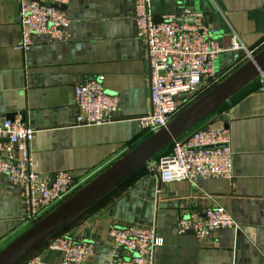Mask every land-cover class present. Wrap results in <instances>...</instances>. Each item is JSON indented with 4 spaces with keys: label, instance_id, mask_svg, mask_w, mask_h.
<instances>
[{
    "label": "crops",
    "instance_id": "1",
    "mask_svg": "<svg viewBox=\"0 0 264 264\" xmlns=\"http://www.w3.org/2000/svg\"><path fill=\"white\" fill-rule=\"evenodd\" d=\"M39 1L68 14L70 36L57 41L40 34L29 48H17L22 37L20 0H0V117H21L36 129L30 143L36 171L50 178L58 171H70L83 179L81 188L150 133L137 120L150 109V62L138 35L137 0ZM187 9L214 29L222 48L216 60L218 82L247 61L230 48L234 33L256 53L264 48V0H150V11L157 18ZM101 75L106 89L120 98L115 119L76 125L75 87ZM249 84L236 99L199 122L212 128L224 122L229 128L233 176L196 184L163 182L156 167L172 145L62 228L63 235L94 242V251L83 264L113 263L109 229L117 224L157 226L162 244L155 264H264V84L259 76ZM22 191L21 185L0 173V250L31 226ZM216 206H224L239 227L220 228L202 239L175 230L179 217L202 218ZM50 241L32 249L21 264L30 259L59 264L63 252L53 249Z\"/></svg>",
    "mask_w": 264,
    "mask_h": 264
},
{
    "label": "built area",
    "instance_id": "2",
    "mask_svg": "<svg viewBox=\"0 0 264 264\" xmlns=\"http://www.w3.org/2000/svg\"><path fill=\"white\" fill-rule=\"evenodd\" d=\"M179 17H194V21L180 22ZM136 20L152 68L150 109L137 120L141 129L156 132L219 81L216 60L222 48L215 40L213 27L189 9L157 18L150 11V0H137ZM71 21L58 7L39 0H20L22 37L16 47L29 48L40 34L66 41ZM230 48L240 51L247 60L256 54L237 33L232 35ZM259 78L264 84V71ZM103 81L101 75L76 85V125L105 124L115 119L120 98L109 92ZM35 133L36 129L21 117H0V173L22 186L30 225L68 199L83 182L67 170L58 171L51 182L52 178L34 169L30 143ZM182 136L173 141L172 151L157 164L163 182L189 180L196 184L201 179L233 176L231 132L224 122L219 127L207 126ZM225 227L238 228L239 224L224 206L207 209L202 218L198 214L181 216L174 225L178 233L192 232L201 239ZM109 235L114 242L112 264H155L156 250L162 244L155 224H117L109 229ZM49 245L63 252L59 264H83L94 251L92 240L63 234L53 237ZM24 264L49 263L30 259Z\"/></svg>",
    "mask_w": 264,
    "mask_h": 264
},
{
    "label": "water",
    "instance_id": "3",
    "mask_svg": "<svg viewBox=\"0 0 264 264\" xmlns=\"http://www.w3.org/2000/svg\"><path fill=\"white\" fill-rule=\"evenodd\" d=\"M178 20L180 22H193L194 17H179ZM149 71L151 81V65ZM262 71H264V48L178 113L167 126L153 132L129 153L82 186L54 210L40 220H36L28 229L0 250V264H15L99 197L106 194L117 183L145 163L152 161L153 157L160 151L228 101L257 78ZM51 182H54V178L51 179Z\"/></svg>",
    "mask_w": 264,
    "mask_h": 264
},
{
    "label": "trees",
    "instance_id": "4",
    "mask_svg": "<svg viewBox=\"0 0 264 264\" xmlns=\"http://www.w3.org/2000/svg\"><path fill=\"white\" fill-rule=\"evenodd\" d=\"M252 83H253V82H252ZM252 83L249 84V85H247L246 87L253 85ZM214 85H216V84H214ZM246 87L242 88L241 90H244ZM241 90H240V91H241ZM240 91L237 92L235 95H233L230 99H231V100L236 99V98L239 96ZM205 93H206V92H205ZM222 105H223V104H222ZM222 105H221V106H222ZM221 106H220V107H221ZM218 108H219V107H218ZM218 108H217V109H218ZM217 109H216V110H217ZM214 111H215V110H214ZM201 122H202V121H201ZM201 122H200V123H201ZM200 123H198L197 125H195L190 131H188L187 133H185L183 136H185V135H187V134L191 133L192 131H195V130H197V129H199V128H203V127H205V125H201ZM152 133H153V132L148 133V136H147V137H149ZM183 136H182V137H183ZM172 145H173V143H171V144H170L168 147H166L164 150L160 151L155 157H157V156H158V157H159V156L161 157V156L165 155L166 152L163 153V151H165L166 149H169ZM168 153H170V152H168ZM168 153H167V154H168ZM140 168H141V167H140ZM77 191H78V190H77ZM104 195H105V194H104ZM104 195H102L101 197H99L97 200L101 199ZM97 200H96V201H97ZM94 202H95V201H94ZM94 202H93V203H94ZM64 226H65V225H64ZM64 226H63V227H64ZM63 227H62V228H63ZM62 228H61L60 230H58L57 232H55L54 234H52V235H51L49 238H47L45 241H47V240L49 241V240L52 239L53 237L58 236V235H61V234H62L61 231L63 230ZM45 241H44V242H45ZM42 243H43V242H42ZM38 246H39V245H38ZM25 257H26V255H25L24 257H22L20 260H18L15 264H21L22 260H24Z\"/></svg>",
    "mask_w": 264,
    "mask_h": 264
}]
</instances>
